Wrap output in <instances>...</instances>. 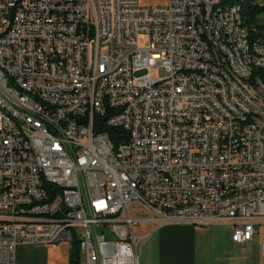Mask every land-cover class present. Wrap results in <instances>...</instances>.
Here are the masks:
<instances>
[{
  "label": "built area",
  "instance_id": "built-area-1",
  "mask_svg": "<svg viewBox=\"0 0 264 264\" xmlns=\"http://www.w3.org/2000/svg\"><path fill=\"white\" fill-rule=\"evenodd\" d=\"M213 2L0 0V264L70 242L68 225L84 264H139L165 224H230L237 244L264 224L263 104L227 83L217 32L234 35ZM255 51L264 65L261 37Z\"/></svg>",
  "mask_w": 264,
  "mask_h": 264
},
{
  "label": "crops",
  "instance_id": "crops-1",
  "mask_svg": "<svg viewBox=\"0 0 264 264\" xmlns=\"http://www.w3.org/2000/svg\"><path fill=\"white\" fill-rule=\"evenodd\" d=\"M264 224L256 226L250 240L237 244L231 240L230 224L195 226L181 223L154 228L140 238L139 264H264L260 246L264 241ZM144 231V230H143ZM34 246V247H29ZM37 246L16 248L15 264H68L70 248H64V262H49L35 257ZM33 248V249H32ZM79 253L81 251L78 248ZM82 254V253H81Z\"/></svg>",
  "mask_w": 264,
  "mask_h": 264
},
{
  "label": "bare ground",
  "instance_id": "bare-ground-1",
  "mask_svg": "<svg viewBox=\"0 0 264 264\" xmlns=\"http://www.w3.org/2000/svg\"><path fill=\"white\" fill-rule=\"evenodd\" d=\"M214 0L213 9H206V18L227 19L234 36H229L225 32H217L218 46L223 50L224 76L229 84H236L241 87L250 100H258L263 104L264 112V65L257 59L255 51V37H250L248 28L243 24L240 7L227 0ZM233 9V10H231ZM264 25V21H263ZM194 36L196 44H204V34L202 26H194ZM236 36H240L239 41ZM264 41V36H260ZM0 39H3V32H0ZM181 73H189V66H181ZM245 73V74H244ZM251 80L258 86L254 87ZM23 100H30V92H23ZM222 111L233 113V104L222 103ZM4 115H11V106H4ZM24 150L32 149L30 137H22ZM68 236L70 242L76 239L79 249L83 252V242L80 230L75 225H68Z\"/></svg>",
  "mask_w": 264,
  "mask_h": 264
},
{
  "label": "rangeland",
  "instance_id": "rangeland-1",
  "mask_svg": "<svg viewBox=\"0 0 264 264\" xmlns=\"http://www.w3.org/2000/svg\"><path fill=\"white\" fill-rule=\"evenodd\" d=\"M138 1H139L140 5H143V6L161 5V4L165 3V0H138ZM225 2L226 1L224 0L223 3H225ZM257 4L260 6H263L264 0H257ZM263 21H264V11L259 10L254 17V24H262ZM143 73H148L150 76L156 77L159 79H163L166 76V72L164 71L163 67H161V66L151 68V69H149V71L147 69H143V70H139L136 72V74H143ZM130 214L136 215L139 217H142L144 215L143 213L139 212L136 209H131ZM134 229L137 232H142L145 229V227L142 224L137 223L134 225ZM260 230H263V232H264V228H261ZM139 242H140V239L138 240V250H140ZM44 245L45 246H37L35 248H39V250L34 249L32 251H33L35 257L39 258L41 261H43V259H45L48 262L50 260H54V259H56L57 262H60V261L64 262V258L62 255L63 249L65 248L67 250V248H72V247L76 248V246L78 247L77 244H75L76 246H74L71 242L60 243L58 245L57 244H44ZM29 247H34V246H29ZM81 253H79V264H84L83 252L81 251Z\"/></svg>",
  "mask_w": 264,
  "mask_h": 264
},
{
  "label": "trees",
  "instance_id": "trees-1",
  "mask_svg": "<svg viewBox=\"0 0 264 264\" xmlns=\"http://www.w3.org/2000/svg\"><path fill=\"white\" fill-rule=\"evenodd\" d=\"M230 3H234L240 7V13L242 15L243 24L248 28L250 37H260L264 36V25L254 24V17L259 10L264 11V5L260 6L257 4V0H227ZM111 142L113 144L117 143L118 138L125 133L119 129L107 127L105 128ZM74 246L78 245L76 239L71 242ZM79 246L76 248L72 247L69 251L68 264H79ZM80 250V249H79Z\"/></svg>",
  "mask_w": 264,
  "mask_h": 264
}]
</instances>
